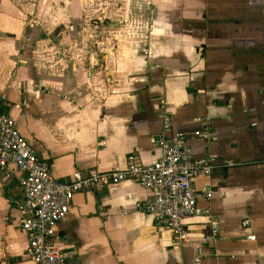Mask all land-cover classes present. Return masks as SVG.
<instances>
[{"label": "crops", "instance_id": "0c3cea01", "mask_svg": "<svg viewBox=\"0 0 264 264\" xmlns=\"http://www.w3.org/2000/svg\"><path fill=\"white\" fill-rule=\"evenodd\" d=\"M1 93L60 179L155 160L166 117L195 156L240 161L195 177L180 242L135 180L76 192L54 236L68 259L264 264V0H0ZM20 199L18 174L0 173V264H35Z\"/></svg>", "mask_w": 264, "mask_h": 264}, {"label": "built area", "instance_id": "2783aa9c", "mask_svg": "<svg viewBox=\"0 0 264 264\" xmlns=\"http://www.w3.org/2000/svg\"><path fill=\"white\" fill-rule=\"evenodd\" d=\"M8 101L0 94V173L4 178L18 174L21 199L18 203L19 227L27 234L25 253L35 264H79L70 260L62 246L54 240L55 229L69 210L76 192L116 184L126 179L135 180L149 189L141 209L153 219L155 226H165L173 240L180 242L189 237L186 218L200 212L194 179L200 174H210L215 168L239 164L240 161L218 159L206 154L197 157L188 141V133L176 130L166 133L169 118L163 128L152 134L151 141L160 149L159 156L148 163L127 156L123 168L91 170L75 169L65 178H58L49 161L36 150L15 124L12 114L5 108ZM200 130H194L198 134ZM211 191L206 190L209 196ZM140 206V204H138ZM243 227L249 220L243 218ZM216 236V226L205 238ZM246 237L255 238L253 232ZM192 264V263H186Z\"/></svg>", "mask_w": 264, "mask_h": 264}]
</instances>
